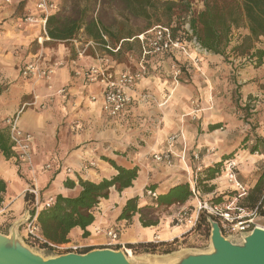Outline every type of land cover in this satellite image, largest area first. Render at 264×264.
<instances>
[{
  "label": "crops",
  "instance_id": "crops-1",
  "mask_svg": "<svg viewBox=\"0 0 264 264\" xmlns=\"http://www.w3.org/2000/svg\"><path fill=\"white\" fill-rule=\"evenodd\" d=\"M37 1L28 0L27 4V8L31 10L28 9L26 16H33L34 21L24 20L21 27L16 25L17 28L12 26L0 32V36L3 34L4 38H0V83L8 80V83L17 86L11 91L14 95L5 91L0 94V127H5V118L24 108L19 117V125L32 134L35 170L34 174L29 172L26 165H19L14 157L6 158L0 152V179L6 184V190L2 194L3 201L0 203V232L8 234L14 223L28 217L30 205L25 195L29 185L35 183L42 198L56 197L59 194L75 197L82 190L80 179L100 181L118 173L108 161L101 158L106 156L124 167L138 166V177L131 187L121 192L112 187L109 198L102 199L94 208L95 220L87 226L88 234L85 236L81 227H74L68 234L69 241L65 244L81 246L80 252L107 247L109 238L106 231L111 228L120 229L119 245L112 247L115 249L123 248L122 244L127 248L128 244L170 242L191 237L193 233L183 235L187 230L186 225L175 226L172 223L173 216L167 220L160 218L157 225L147 227L141 224L139 214L134 215L131 220H119L118 217L127 199L131 197L138 196L140 206L147 204L151 196L146 191L151 184H156L155 191L158 194L165 193L182 182L188 181L191 185L193 181V166L196 164L193 154L199 153V145L195 146L191 142V135L194 133L176 131L181 127L177 119L178 111L169 109L172 108L170 105L165 109L164 125L158 131L148 132V115L152 111H149L139 96L146 89L152 90L151 87L166 86L160 78L151 74V70L160 73L164 65L173 60L183 64L191 63L192 48H188L186 53L176 51L146 56L148 74L136 83L132 92V103L119 116L111 118L102 109V87L87 83L76 74L78 69L97 62L94 52L89 50L86 55L80 56L76 49H70L64 43L43 46L48 38L42 24L38 22L42 12L36 6ZM37 38L42 45L40 51H44L48 64L63 61V66L57 67L48 79L35 80L21 76L20 63L26 54L30 55L29 58L34 56L30 47ZM53 54H58V57L52 59ZM32 59L33 57L25 63ZM110 63L114 64L113 61ZM114 66L120 70L133 69L125 65ZM62 87H67L68 92L60 95L58 90ZM156 95L160 99L165 98L160 93ZM93 96L95 100H92ZM171 100L174 103L173 97ZM33 102L36 103L26 105ZM215 132L214 130L211 133ZM174 133L181 136L169 147L167 139ZM170 149L175 155L172 166L158 163L151 157L154 152ZM206 157L209 159L210 155ZM206 160L204 158L202 163ZM48 163L51 164L49 169L45 167ZM70 167L72 173L67 172ZM193 202L195 203L191 199L185 204ZM178 206L170 209L177 210ZM18 232L25 241L23 224L18 227ZM25 243L27 244L26 241ZM132 254L137 258L168 255L159 254L158 251L134 253L133 250Z\"/></svg>",
  "mask_w": 264,
  "mask_h": 264
},
{
  "label": "trees",
  "instance_id": "trees-1",
  "mask_svg": "<svg viewBox=\"0 0 264 264\" xmlns=\"http://www.w3.org/2000/svg\"><path fill=\"white\" fill-rule=\"evenodd\" d=\"M194 1L66 0L62 7L56 6L49 14L46 21V33L49 40L45 41L43 46L49 42L64 43L68 46L69 43L72 44L73 39L84 35L86 41H94L100 51L104 50L118 65H123L119 57L125 53L133 58L131 50L136 44L141 54L142 43L138 36L161 25L170 27L173 35L180 38L185 46H192V40L195 38L202 52L224 56L231 44L233 30L243 26L247 33L233 48L234 53L245 55L252 52L259 60V64L263 62L264 49L257 47L256 43L264 39V0H200L199 9L193 6ZM142 22L143 25H141ZM107 45L111 49H107ZM118 47L119 49L114 52L113 50ZM219 126L220 123H214L210 125V129L215 130ZM262 145L264 146V142ZM250 151L252 153L258 151V144L251 146ZM0 152L6 158L15 157V150L6 126L0 127ZM231 159L232 156L225 154L223 159L215 165L201 167L203 177L194 179L196 188L201 192L202 190L204 192L213 191L215 186L209 183L220 175L224 161ZM105 160L117 170L116 175L100 181L80 179L82 190L79 195L66 197L59 194L55 197V202L51 207L43 208L39 212L37 221L46 240L58 244L66 243L69 241V232L77 226L84 230L86 236L87 226L95 220L94 208L102 199L109 198L111 188L115 187L121 192L133 185L138 177V166L124 167L111 158L106 157ZM255 182L253 188L247 185L249 191L241 199V205L249 209L259 206L260 212L264 213L262 211L264 173ZM147 189L155 191L156 184L147 186ZM5 190L6 184L0 179V203L3 201L2 194ZM232 194L231 189L228 191V196ZM25 199L30 205L32 195L26 193ZM191 199L190 183L182 182L165 193H158L156 197H151V200L144 206L139 205L138 196L127 199L118 219L131 220L134 215L139 214L143 226L157 225L160 221L161 208L183 205ZM221 200H223L222 196L212 198L214 202ZM193 205L194 203H191L189 207L193 208ZM207 217L208 214L201 212L196 229L186 234L204 230L205 235L209 236L210 225ZM177 242L178 239L170 242L128 244L127 248L133 250L134 253H156L158 251L160 254H168L177 251L172 247ZM30 244L36 245L32 242ZM37 245L43 249L47 248L46 244Z\"/></svg>",
  "mask_w": 264,
  "mask_h": 264
},
{
  "label": "rangeland",
  "instance_id": "rangeland-1",
  "mask_svg": "<svg viewBox=\"0 0 264 264\" xmlns=\"http://www.w3.org/2000/svg\"><path fill=\"white\" fill-rule=\"evenodd\" d=\"M53 1L57 7H62L66 2V0ZM27 4L28 0H15L14 2L0 0V32L8 30L12 26L21 27L22 21L29 13L28 9L30 8H27ZM200 5V0H195L193 3L196 9H199ZM143 24L142 22L141 25ZM246 33L247 30L243 26L233 30L231 44L224 56L202 51L196 52L194 47H190L193 52L192 56L200 58L197 63L183 64L178 60H173L168 61L160 73L157 70H151V74L153 73L154 77L160 78L163 85L166 86L151 87L152 90L146 89L139 94L140 99L145 103L144 105L148 107L149 111H152L148 115V132L158 131L164 125L165 109L167 105H170L169 107L172 108L169 109L178 111L177 119L181 127L176 131L194 133L191 135V142H194L195 146L199 145L200 159L195 160L193 180L203 177V171L198 170V166L202 168L213 166L223 159L225 154L232 156V159L236 161L237 177L249 187L264 173V146L262 145L264 142V58L263 62L259 64V60L252 52L239 55L233 51V48L240 43ZM2 35L0 38L4 40ZM79 41L81 44L86 42L84 35L79 36ZM54 44L56 42H49L46 46ZM256 45L264 49V39ZM41 46L38 38L31 44L30 52L34 55H31L33 58L42 52L40 51ZM68 46L70 49L72 47L75 49L73 44L70 45L69 43ZM131 53L134 55L133 58L123 53L119 57V61L125 66L136 69L140 54L137 44ZM29 56V54L24 56L20 63V69L27 60L32 58ZM57 57L58 54H53L52 59ZM174 62L180 64L182 68L177 77L174 72ZM8 82L6 80L0 83V91L10 92V95H14L15 93H11V91L17 86ZM16 91L18 92V90ZM156 93H160L161 97L165 98L160 99ZM145 94L147 95L146 98L143 97ZM172 97L174 103L171 100ZM214 123H220V126L215 129V133H211L214 130L210 129V125ZM255 144H258V151L252 153L250 148ZM208 154L210 155L209 159L206 157ZM101 158L105 160L106 156ZM204 158L207 160L202 163ZM227 161H224L220 175L209 183V185L214 184L215 189L213 191L204 192L201 185L200 189L206 198L222 196V199H226L228 196L231 186L226 179ZM175 211L170 208H161L159 211L160 218L170 219ZM259 223L264 226V219H260ZM205 234L204 230L196 231L191 237L181 240L178 238V242L172 247L176 248L177 251L206 247L209 245V236ZM25 241L29 246L43 254L54 253L39 247L37 244L32 245L26 239ZM130 257L131 259L137 258L135 254Z\"/></svg>",
  "mask_w": 264,
  "mask_h": 264
},
{
  "label": "built area",
  "instance_id": "built-area-1",
  "mask_svg": "<svg viewBox=\"0 0 264 264\" xmlns=\"http://www.w3.org/2000/svg\"><path fill=\"white\" fill-rule=\"evenodd\" d=\"M5 1L11 2L12 0ZM36 6L38 10L42 12L38 22L42 24L43 31L47 36L46 21L49 14L56 8V4L53 0H38ZM34 19L33 16L25 17L26 21H34ZM186 28H188V24H186ZM47 38L49 40L48 36ZM138 38L142 43V52L138 58L137 67L136 69L128 68L125 70L115 68L114 65L117 64V62L104 50L100 51L98 45L94 41L89 40L81 44L79 37L71 41L78 55H86L89 50H92L95 54L97 62L78 69L76 74L81 76L87 83L99 84L102 87V109L108 117L114 118L119 116V114L132 103V92L134 91L136 83L148 74L146 56L149 54L158 55L176 51L186 53L190 47H194L196 52L201 51L195 38L192 40V46H185L180 38L173 35L171 28L168 26H155L146 33L139 35ZM106 48L111 49L108 45ZM118 49L119 47L112 50L116 52ZM191 60L197 63L200 58L194 56ZM111 61H113L114 64H111ZM59 66H63V61H53L48 64L46 56L43 52H40L35 58L23 65L21 68V75L28 79H48ZM173 67L175 76L177 77L181 73L182 68L177 62L173 63ZM67 92V87H62L58 90L60 95L66 94ZM143 97L146 98L147 95L145 94ZM92 100H95L94 96ZM35 103L36 102L28 103L26 105H33ZM23 107H25V105ZM23 109L24 108L20 109L14 115L5 118L3 122L8 129L10 141L15 150V160L19 165H26L28 171L34 174L35 170L31 145L32 134L24 131L19 125V117ZM180 136L179 133L170 135L167 139L169 147H172ZM174 156L171 149L160 153H152V157L156 162L164 163L169 166L174 165ZM193 158L194 160H199V153H194ZM45 167L49 169L51 168V164L48 163ZM197 168L200 170L201 166ZM67 172L72 173V168H68ZM226 179L230 183L233 194L219 202L212 201V197L206 198V196L196 188L195 180L191 182L192 199L196 201V203H194L193 208H190L188 204L179 205L172 219L175 226H187V230L183 235L196 229L201 212H205L214 217L219 222L226 236L240 235L251 230L255 226H262L259 220L264 218V213L260 212L259 206L249 209L241 205V199L248 194L249 189L246 184L238 179L236 161L234 159L227 161ZM26 193L32 195L29 215L23 224L26 239L35 244H46V249H51L50 251L54 253L80 252L82 247L77 244L67 245L65 243H52L46 240L42 234L40 224L37 221L38 214L43 208L51 207L55 202V197L50 196L42 198L40 190L35 183L27 187ZM146 193L151 197L157 196V192L151 189H147ZM262 205V211H264V203ZM106 235L109 238L107 247H116L119 245L118 240L120 233L118 228L108 229ZM122 247L128 253V248L123 244Z\"/></svg>",
  "mask_w": 264,
  "mask_h": 264
},
{
  "label": "water",
  "instance_id": "water-1",
  "mask_svg": "<svg viewBox=\"0 0 264 264\" xmlns=\"http://www.w3.org/2000/svg\"><path fill=\"white\" fill-rule=\"evenodd\" d=\"M26 219L14 223L8 234L0 232V264H264V227L255 226L240 235L226 236L210 215L208 246L135 259L123 248L112 247L43 254L19 235L18 227Z\"/></svg>",
  "mask_w": 264,
  "mask_h": 264
},
{
  "label": "bare ground",
  "instance_id": "bare-ground-1",
  "mask_svg": "<svg viewBox=\"0 0 264 264\" xmlns=\"http://www.w3.org/2000/svg\"><path fill=\"white\" fill-rule=\"evenodd\" d=\"M128 253H129L130 256L133 255V254H132V250H130L129 248H128Z\"/></svg>",
  "mask_w": 264,
  "mask_h": 264
}]
</instances>
